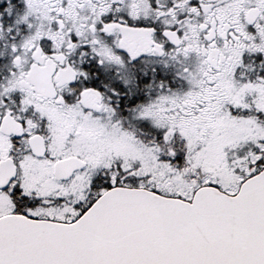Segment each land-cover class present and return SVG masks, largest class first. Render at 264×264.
I'll use <instances>...</instances> for the list:
<instances>
[{
  "label": "snow or ice",
  "instance_id": "snow-or-ice-1",
  "mask_svg": "<svg viewBox=\"0 0 264 264\" xmlns=\"http://www.w3.org/2000/svg\"><path fill=\"white\" fill-rule=\"evenodd\" d=\"M0 264H264V0H0Z\"/></svg>",
  "mask_w": 264,
  "mask_h": 264
}]
</instances>
